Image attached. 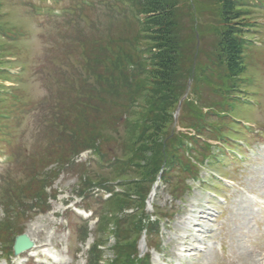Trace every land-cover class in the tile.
I'll return each instance as SVG.
<instances>
[{
	"label": "rangeland",
	"instance_id": "rangeland-1",
	"mask_svg": "<svg viewBox=\"0 0 264 264\" xmlns=\"http://www.w3.org/2000/svg\"><path fill=\"white\" fill-rule=\"evenodd\" d=\"M241 1L244 73L228 86L225 107L215 87L221 84V72H208L220 28L216 5L182 0L180 7L204 6L198 7L200 12L204 8L198 23L186 9L179 11L177 21L182 40L197 26L199 42L192 44L195 35L187 45L196 48L195 67L215 84L195 89V82L185 80L181 98L168 109L169 147L178 137L191 136L197 123L194 106L202 114L210 112L200 123L207 120V126L221 132L222 144L193 179L175 167L164 177L166 185L158 180L149 187L144 213L168 218H161L150 234L143 231L138 238L129 229L126 233V222L119 225L121 235L136 242L133 255L139 264L148 258L150 264H264V0ZM141 19L133 0H0V30L8 36H0V66L11 76L0 73V82L7 80L1 85L8 89L0 93V264H96L98 256L88 255L96 240L103 241L105 264L115 259L113 225L104 223L121 215L110 216L108 205H94L96 189L88 198L80 195L116 174L99 165L91 151L77 157L74 151L94 137L110 159L127 157L120 141L128 124L124 113L129 97L144 108V93L138 94L144 78H131L134 86L128 93L125 82H118L135 73L134 68L129 64L130 72L122 70L121 77L111 69L110 57L115 46L131 60L151 49L141 34ZM187 52L191 54L190 48ZM110 77L118 91L101 86ZM216 110L228 114L220 116ZM133 111L141 112L128 113ZM64 131H72L77 142ZM201 133L206 138L213 134L208 129ZM89 206L103 226L90 221L78 232L82 222L70 210ZM20 233L34 241L37 256L6 261L2 255ZM43 246L56 263L39 255Z\"/></svg>",
	"mask_w": 264,
	"mask_h": 264
},
{
	"label": "trees",
	"instance_id": "trees-1",
	"mask_svg": "<svg viewBox=\"0 0 264 264\" xmlns=\"http://www.w3.org/2000/svg\"><path fill=\"white\" fill-rule=\"evenodd\" d=\"M212 1L216 5L214 9L216 8L215 14L220 20V28L215 33L217 37L214 42L216 49L213 53L215 61H211V67H208V72L213 74L215 72L213 69L220 70L221 77L219 75V78L222 79H219V82L221 84L215 87L218 88L217 94L224 100V106L227 107L225 98L228 96L226 95L228 86L244 73L243 50L246 40L243 38V30L240 27L242 24L238 21L243 17L241 9L245 6L241 0ZM133 2L135 7L138 8V14L142 16L139 22L141 34L146 37L151 49L145 54L137 52L135 59L131 60L115 46L112 48L114 55L110 57L111 69L121 77H124L122 70H128L129 64L134 68L133 72L135 73H131L130 76L118 82V85H123V82H125V89L128 93L132 92L134 86V80L131 78H144L138 91V94L144 93V108L135 102L133 97H129V102L126 105L127 112L124 113L126 124H128L125 129V138L122 137L120 141L124 150L123 154L127 157L120 158L116 156L110 159L109 155L96 143L94 137L88 139V144L79 146L76 149L77 152L74 151V154L77 155L85 149L93 150L94 154L102 161L111 163L108 166L109 170L112 174H116L111 179L106 178L96 184L94 183V186L112 194V197L105 204L111 209L109 215H121L119 218L113 216L111 220L105 219L104 223V225H107L109 221L113 225V230L110 234L113 235L115 240L113 250L116 253V257L111 260L112 264H139L135 255H133L136 250V242L134 241L133 243L128 237L122 236L119 225L126 222V227H128L126 228V233H128L129 229L134 236L139 238L142 231L150 234L153 226L159 224L160 220L156 219L153 222L144 213L149 187L152 186L157 177L164 180L168 171L175 167H181L180 172L189 177H196L198 169L204 161H211V154L214 153L213 147L217 148L218 145L222 144L221 132L214 129L213 125L207 126V120L200 123L202 118L205 119L206 115H210V112L202 114L195 109L197 108L196 106H194L193 112L197 123L190 128L191 136L178 137L179 139H175V146L169 147L173 136L165 131L168 109L178 103L182 96V91L185 89L186 79L195 82V89L201 84L208 87L215 84L211 82L212 79L203 75L206 71L201 69L199 72L198 67H195L197 66V57H195L193 52L196 48L193 45H187L190 38L195 37V35H198V38H195L192 44H196V40L199 42L200 31L197 26L193 28V32L190 31L186 40H182L181 35H179L180 23L177 21V18L181 15L179 11L184 12L186 9L189 16L198 23L199 18L203 16L204 10L202 8L200 12L198 7L204 6H198V4L196 6L194 3V12L192 13L193 6L191 4L187 3L184 5L183 3L182 7H180L182 0H133ZM197 15L198 17H194ZM0 36L4 37L7 35L0 30ZM188 48L191 51L190 55L187 52ZM0 69L3 68L0 66ZM0 71L7 78L11 77L8 75L9 73L5 72L6 70ZM2 82H7V80H1L0 93L2 91L6 93L8 89L2 87ZM100 84L101 86L105 84L107 87L112 88L111 86H114L115 81L110 77L103 80ZM113 88L118 91L116 87ZM13 100L17 103L18 97L14 96ZM2 101L3 99H0V104ZM133 109H139L141 112L133 111L128 113V111L130 112ZM215 112L221 114L220 116H225L223 114L228 111L216 110ZM133 113L135 114L133 115ZM3 119H7L6 115L3 116ZM206 129L213 132L209 138L204 137L201 133V130ZM114 133L118 134V131ZM63 134L77 142V137L72 131L68 133L64 131ZM183 142L189 143L191 148L189 150L184 148ZM211 142L216 145L210 144ZM58 160L61 163V160ZM132 175L137 177H130ZM119 177L121 179L118 181L117 178ZM116 187L121 189L120 192H114ZM43 190L44 188L41 189L40 195H43ZM21 195L23 197V194ZM156 216L158 214H154V217ZM97 225V228L103 226L101 219ZM9 229L14 230L13 226ZM98 245H101V243L97 240L92 247L91 254L98 256L99 263L102 261V253L97 249L96 246ZM129 247L133 248L134 252L125 250Z\"/></svg>",
	"mask_w": 264,
	"mask_h": 264
},
{
	"label": "water",
	"instance_id": "water-1",
	"mask_svg": "<svg viewBox=\"0 0 264 264\" xmlns=\"http://www.w3.org/2000/svg\"><path fill=\"white\" fill-rule=\"evenodd\" d=\"M32 246L33 243L25 234L17 236L13 245V254L19 255L21 252L30 249Z\"/></svg>",
	"mask_w": 264,
	"mask_h": 264
},
{
	"label": "bare ground",
	"instance_id": "bare-ground-1",
	"mask_svg": "<svg viewBox=\"0 0 264 264\" xmlns=\"http://www.w3.org/2000/svg\"><path fill=\"white\" fill-rule=\"evenodd\" d=\"M150 194H152V191H151V193ZM150 196V195H149ZM197 226V225H196ZM205 230V229H204Z\"/></svg>",
	"mask_w": 264,
	"mask_h": 264
}]
</instances>
